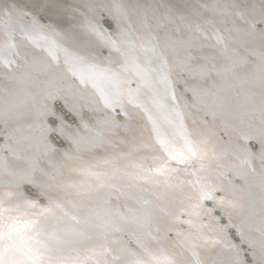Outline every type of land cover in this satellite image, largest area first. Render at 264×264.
<instances>
[{
    "label": "water",
    "instance_id": "obj_1",
    "mask_svg": "<svg viewBox=\"0 0 264 264\" xmlns=\"http://www.w3.org/2000/svg\"><path fill=\"white\" fill-rule=\"evenodd\" d=\"M103 7L106 12L102 11ZM84 17L92 22L94 27L90 25L91 28L103 35L112 65L125 69L135 62L133 69L140 72L136 77H128L129 80L123 82L122 86L109 85L107 88L110 90H103L109 91L107 95H112L117 90L122 93V106L109 105L104 111L107 114L110 111L117 120L115 122L122 124L121 121L125 120V126H129L133 133L147 125L152 127V132L162 131V134L177 137V143H181L184 133H176L179 125L164 114L163 105L158 108L159 115L153 116L151 113L152 116L149 117L141 114L155 97L159 98L163 89L170 88L178 92L183 84L196 81L195 74H206L205 79L209 81L228 82L233 77L246 78V72L258 75L264 73V0H0V46L11 41L15 44L16 53L10 56L11 62L7 66L0 61V106L9 107L21 101L39 103L36 106L40 111L37 120L47 148L54 153L64 154L70 151L67 149L70 146L67 142L69 136L78 132L81 126L74 118L77 116L74 111L77 103L70 102V99L75 92L81 91L87 77H92V72H89L94 64L93 59L100 53L95 51V55L90 57L92 60L87 61L86 56L79 51H88L91 45V38L85 39L81 32ZM199 32L207 34V40L201 41L199 38L203 36H199L197 40L201 42L193 39L190 50L177 49L180 53L188 51L189 58L175 54L170 59L164 54L167 49L170 51V48L179 43L183 34L192 38ZM199 47L204 48L203 56L195 54L200 51ZM253 86L239 92L234 99L237 106L227 107V94L218 92L214 95V101H218H213V105H207L208 110L201 112V121L209 122L213 128L217 127L214 131L220 139L216 138L214 143L207 138H197L190 127L189 130L185 129L192 133L194 139L204 142L207 155L201 160L173 162L171 167L176 171L170 180L181 171L190 169V175L182 173L189 176L188 180H179L175 184L179 185L177 188L183 186L182 183L192 186L193 204L200 197L201 188L214 189L213 199L204 200L202 210L211 216L213 229L219 230L223 238L219 240L211 236V239L205 240V236H202L205 232L201 235L185 233L183 230V233L177 234L179 242L174 246L176 248L171 251V246H167L175 254L168 256L174 258L176 264H203L202 254L208 245L207 251L212 253L220 250L219 247L225 242L235 249L232 255L234 263L229 264H264V198H261L264 191V137H258L254 132L262 128L257 127V121L262 119L258 112L262 105L259 102L264 100V87L255 90L257 82ZM257 91L262 97H257ZM250 93L253 95L250 96ZM254 96L257 103L253 100ZM132 110L136 111L135 115ZM212 110H217L219 114L213 115ZM170 126L174 128L167 130ZM148 128L143 131L147 132ZM230 129L232 131L229 133ZM236 140L243 141L242 153L248 154L251 161L258 163L239 167L237 162L227 164L223 161L230 156V149L220 150L218 146L223 144L231 148L232 145L236 146ZM4 145V136L0 135V147ZM35 147L36 150L39 149L38 144ZM5 148L6 146L1 150ZM153 148V153H159L160 156L147 157L144 165H152L154 160L155 164L158 161L156 158L163 156L157 143ZM68 153L67 157L72 158L78 154L72 150ZM70 161L69 158L51 161L47 171L50 173L49 183L53 190L56 188L52 183L58 185L57 181H53L55 175L65 172L73 165L68 166ZM232 173L234 176H230ZM218 175L220 178L216 179ZM207 180H212L213 183H208ZM9 181L1 180L4 185L0 187L3 189L10 184ZM196 181L199 183H195ZM229 185L235 191L226 200L223 190ZM16 193L23 202L34 200L39 207L45 205V195L40 188L32 186V183L23 184ZM255 194L257 196L253 199ZM13 198L8 197L6 201ZM221 200L224 201L223 204L219 203ZM246 204L248 207H245ZM180 213L181 210L177 212L179 219L176 222L183 226L187 214ZM13 214L15 213H11ZM205 219L206 217H201V220ZM244 223L247 225L243 227V232L237 230L240 234L236 233V236L234 231ZM210 232L213 235V231ZM175 233L166 227L164 239L157 243L156 249L162 243V249H165V242L172 239ZM238 236L243 238V242L238 243ZM155 241L157 240L151 242ZM130 243L131 240L128 244ZM185 246L187 253L180 255L179 248ZM110 254L107 255L108 262L112 263ZM140 256H130L124 264H131L136 258L147 259L145 254Z\"/></svg>",
    "mask_w": 264,
    "mask_h": 264
},
{
    "label": "bare ground",
    "instance_id": "obj_2",
    "mask_svg": "<svg viewBox=\"0 0 264 264\" xmlns=\"http://www.w3.org/2000/svg\"><path fill=\"white\" fill-rule=\"evenodd\" d=\"M102 11L106 12L105 7L102 8ZM97 12L95 14H98ZM91 23L87 17H84V21L81 22L82 35L85 39L86 37L91 38V45L88 47V51H79L86 56L87 61L95 55V51L100 53L99 56H95V59H93L94 64L89 72H92V77L90 79L87 77L85 83L87 86L84 84L81 91L75 92V95L70 99V102L77 103V107L74 109L77 116L74 118L80 122L81 126L78 132L69 136L67 142L70 146L67 149L78 154L73 155L72 158V156L67 157L70 151L64 154L55 151L59 155L57 156L54 151L47 148L40 122L37 120L40 111L36 106H39V103H23L21 101L9 107H5L6 105L0 106V131H2L0 135L4 136L5 142V145L1 146L2 148L0 147V181L3 179L11 181L3 189L0 187V200L4 201V207L14 208L16 205H23V200H21L20 195H17L16 190L25 183H32V186L40 188L45 195L46 198L43 199L45 205L29 209L21 207V211L27 212L29 216L35 215V218L40 220L41 225L48 230L57 226L65 230L75 227L87 233L86 237L79 238L78 243L62 246L60 254L68 257L78 256L84 258L92 254L90 249L98 248L99 245L103 244L104 247L112 251L110 254L112 263L108 262L109 256L106 258L109 264H124L130 256L141 257L142 254L146 255L145 248L153 253L175 255L171 251L176 248L174 246L179 242L177 241V234L183 233V230L186 231L185 233H200L201 235L205 232L202 235L205 236V240L211 239V236H214V239H222L220 231L213 229L214 224L211 221V216L202 209L199 216L186 215L183 226L177 225V212L183 210L184 207L189 208L193 204L191 200L192 188H190L192 186H186L182 183L183 186L180 188H166L162 184L158 185L151 181L144 183L139 179L132 178L133 173L138 171L133 165L144 164L143 162L149 156H152L151 158L160 156L159 153H153V147L157 143V132L162 136L173 139L175 142H177V137L162 134V131L152 132V127L147 125H143L137 133H133L129 126H125L127 125L124 123L125 120L121 121L122 124L115 122L117 120L112 116V113L108 111L107 114L104 111L107 110L108 106H105L103 96L107 95L109 91L103 90L105 88L110 90V88H107L109 85L110 87L120 86L132 76H138L140 72L133 69L135 62L130 63L129 68L125 69L121 66L112 65L110 63L109 48L106 46L103 35L95 28H91L94 27ZM184 35H182L176 46L170 48V51L167 49L164 52L170 59L174 58L175 54L183 55V58H189L188 51L180 53L177 52V49L190 50L193 39L199 42L207 40V34H200V32L192 38H190V35ZM199 36H203L199 38L202 39L201 41L197 40ZM202 48H198L200 51L196 49L198 50L195 52L196 56L204 55V48ZM213 73L215 74V70H213ZM109 74L118 75L119 81L115 84L109 81L107 79ZM204 75L206 74H201V76L195 74L196 81L186 85L183 84L178 92L170 88L163 89L159 98L155 97L152 104L147 105L148 107L142 111L144 113L141 112L142 116L150 117L152 116L151 113L153 116L158 114V108L163 105L164 114L172 118L169 120H174L179 125L176 133H182L181 131L185 133V129L189 130L188 127H190V131L197 138H207V140H211L209 142L214 143L217 140L216 138L219 137L218 139H220V136H217L218 133L214 131L217 127L213 128L209 122L201 121V112L204 109L208 110L209 105H213L214 102L218 101H214V95L218 92L223 95L227 94L225 96L228 98L226 101L227 107L237 106L238 104L234 99L242 89H251L255 82H257L255 90L264 87V73L258 75L246 72L244 75L246 78L237 79L233 77L228 82L209 81L205 79ZM258 93L257 97H262L260 92ZM251 95L253 94L250 93ZM254 97L253 100L257 103L258 100H256V96ZM259 103H262V105L258 115H261L262 119L257 121V127L262 128L254 130V132H256V136L264 137V100ZM219 104L222 103L219 102ZM218 110H221V108ZM211 112L213 115L219 114L217 110ZM133 113L135 115L136 111H133ZM145 128H148L147 132L143 131ZM173 128L174 126H170V129L167 130ZM231 131L230 129L228 132ZM251 133L252 131L249 134ZM242 140H236V146L232 145L231 148L225 147L223 144L218 146L220 150L230 149V156L223 160L225 163L233 164V162H237L239 167L245 166V164L249 165L251 163V165H254L258 163V161H251L248 154L242 153ZM36 144L39 145L38 150H36ZM5 146L6 148L1 150ZM57 158L60 160L69 158L71 161L67 163L68 166L73 165L68 167L65 172L55 175L56 178L53 181H57L58 185H54L53 182L52 185L56 188V190H53L50 186L51 183H49L50 173L47 169L51 166V161ZM154 162L155 160L152 164ZM156 163H159V160ZM189 170L174 175V179L170 180V183L177 185L179 180H188L189 176L184 174L190 175ZM191 170L194 171L193 168ZM90 173L96 175H90ZM97 176H99V179H97ZM230 176H234L233 173ZM218 178H220L219 175L216 176V179ZM190 180H193V178H190ZM176 182L177 184H175ZM207 182L213 183L212 180H207ZM0 185L3 186L4 184L0 182ZM230 187V185L226 186L223 190V197L226 200L235 191ZM7 196L14 198L6 201ZM256 196L257 194L253 199ZM261 198H264V191ZM57 203L71 209L81 219L82 223L75 225L73 221L64 218L61 210L55 208ZM50 205L53 208L51 214L36 215L40 208H47ZM245 207H248V204ZM13 215H16V213ZM201 217H206V219L203 221ZM190 220L192 221L191 225L188 223ZM250 220L248 221L250 222ZM245 225L247 223L239 226L234 231L235 235L236 233L240 234L237 230L243 232ZM187 226L191 227L188 228ZM166 227L174 233L178 232L175 233L172 239L167 237L169 240L165 242V249H162L163 243L159 249H156L157 243L164 239ZM210 231H213V235ZM130 240L132 243L128 244ZM153 240L157 241L151 242ZM237 241L238 243L239 241L243 242V238L238 236ZM167 246H171V251ZM208 247L202 254L203 264L209 262H211L210 264L234 263L232 255L235 253V249L230 247L227 242L219 247L218 252L213 251L211 253L207 251L209 250ZM185 251L186 246L179 248L180 255L187 253ZM210 256L214 258L211 257V260Z\"/></svg>",
    "mask_w": 264,
    "mask_h": 264
},
{
    "label": "snow or ice",
    "instance_id": "obj_3",
    "mask_svg": "<svg viewBox=\"0 0 264 264\" xmlns=\"http://www.w3.org/2000/svg\"><path fill=\"white\" fill-rule=\"evenodd\" d=\"M15 54V44L11 41L0 46V61L5 62L6 66L11 62L10 56ZM107 79L115 84L119 81V76L109 74ZM121 95L122 93L118 90L112 95H104L105 106H122ZM203 143L194 139L192 133L187 131H185L181 143L157 132V145L163 156L156 158L159 163L133 165L138 171L133 173L132 178L139 179L144 183L151 181L158 185L162 184L166 188L179 187V185L170 183L172 174L176 171L175 168L171 167V164L203 159L207 155ZM90 175L96 174L90 173ZM195 183H199V181ZM212 191L214 189L204 190L201 188V195L196 203L190 205L188 209L181 210L180 214L199 216L201 209H203V201L213 199ZM219 203L223 204L224 201L221 200ZM21 207L29 209L36 208L37 205L34 200H25L23 205L6 208L4 201L0 200V264H90V262L91 264H107L106 256L110 254L111 250L104 247L103 244L99 245L98 248L90 249L92 254L84 258L61 255L62 246L78 243L79 238L86 237L87 233L75 227L65 230L57 226L48 230L41 225L40 220L35 218V215L29 216L27 212L21 211ZM55 208L60 209L63 217L73 221L75 225L82 223L81 219L71 209L59 203L55 204ZM52 211L53 208L50 205L47 208H40L36 215L45 216L51 214ZM11 213H16V215H11ZM176 219H179V216ZM188 223L191 225L192 221L190 220ZM144 252L147 259L137 258L131 264H176L174 258L167 254L157 255L147 248L144 249Z\"/></svg>",
    "mask_w": 264,
    "mask_h": 264
}]
</instances>
